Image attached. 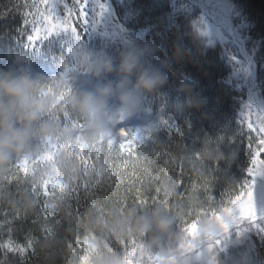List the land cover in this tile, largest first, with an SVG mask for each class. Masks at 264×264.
Segmentation results:
<instances>
[{"label":"trees","instance_id":"obj_1","mask_svg":"<svg viewBox=\"0 0 264 264\" xmlns=\"http://www.w3.org/2000/svg\"><path fill=\"white\" fill-rule=\"evenodd\" d=\"M22 3L0 0V70L21 74L32 61L47 58L86 90L118 80L115 72L96 77L85 63L78 67L71 51L82 39L73 33L25 46L31 25L24 23ZM110 3L121 35L98 41L92 48L97 54L90 56L109 57L115 66L129 49H148L142 66L158 70L165 82L143 95L130 116L142 126L130 149L86 141L76 165L64 178L57 176L60 182L48 177V187L44 168L32 165L41 139L33 138L0 166V264H127L132 245L150 249L160 239H173L242 191L253 153L247 144L256 140L242 124L250 89L234 73L236 66H251V87L264 102V0H230L248 27L245 39L233 40L238 56L211 41L194 1ZM38 84L45 94L51 90L46 82ZM53 122L55 139L81 129L84 121L58 103ZM251 237L246 254L224 264H264V233Z\"/></svg>","mask_w":264,"mask_h":264},{"label":"rangeland","instance_id":"obj_2","mask_svg":"<svg viewBox=\"0 0 264 264\" xmlns=\"http://www.w3.org/2000/svg\"><path fill=\"white\" fill-rule=\"evenodd\" d=\"M190 1L195 2L198 21L204 25L205 33L210 34L211 41H220L232 56H238L233 40L234 38L245 39L248 27L240 21L242 17L234 10L230 0ZM66 2L71 4L72 0H66ZM101 2L107 5V11L98 18L94 28H90L87 33L80 34L82 41L78 40L71 51V56L77 65L84 63L82 59L77 58V53H88L90 55L94 52L92 48L98 46V41L101 39H110L121 35L120 27L113 19L110 0H101ZM94 3L95 0H90V7L94 6ZM60 11H63L62 7ZM230 16L234 19V26L231 30H229V24L227 23ZM60 33L70 34L71 32L60 31L54 33L53 36ZM247 52L251 57L253 51L247 48ZM235 69H237V72L234 73L237 76L236 78L240 79L241 83H245L248 86L247 88L250 89L243 111L245 112L246 105H254L252 120L254 125H258V117L254 111L255 108L264 110V102L259 97L257 98L256 91H253L251 87L254 83L251 66L241 64L236 66ZM24 75L35 82L48 83L51 90L58 89L60 100L65 96L71 97L77 92L86 91L79 79L69 77L57 70L55 65L47 58L31 63L24 70ZM81 88L82 90H80ZM242 118L245 120L242 124L249 139L256 140L253 148H251L253 152L257 141L264 139V133L260 132L258 126L250 132L248 129L251 125L247 124L244 113H242ZM82 124L81 129L50 141H44L39 147L38 152L40 155L36 157L37 164L32 165L44 168L41 170V178L47 177L45 187L51 184L48 177L55 175V178L57 176L64 178L63 176L68 169L76 165L84 150L89 146H87L86 141L91 142L92 145L97 142L100 144L105 143L110 148L125 151L132 147V141L142 130L141 123L130 119V117L123 121L108 122L105 130L96 135L89 133L85 122H82ZM23 161L25 163L27 160L23 159ZM257 168H264V162H259ZM246 174L247 177H245L244 183L253 179L248 172ZM58 182H60V179H58ZM244 183L241 187L242 190ZM255 183V204H257V220L255 222L240 221L239 217L235 215L234 198L240 194L239 191L220 210L208 213L202 219L185 226L175 238L166 237L164 241L160 239L155 242V247L153 246L150 249H147L143 244L139 247L132 245L127 249L128 252H125V263L128 264L129 260L134 257H137L135 264H144V262L146 264H224L227 260L233 263L236 261V255L246 254L245 251L250 247L253 233L255 234L258 231L264 233V173L256 175Z\"/></svg>","mask_w":264,"mask_h":264},{"label":"clouds","instance_id":"obj_3","mask_svg":"<svg viewBox=\"0 0 264 264\" xmlns=\"http://www.w3.org/2000/svg\"><path fill=\"white\" fill-rule=\"evenodd\" d=\"M147 52L148 49H129L115 66L109 57L92 58L88 53H77L92 75L115 72L118 80H109L64 100H60L58 89L45 94L41 85L27 75L0 70V166L8 163L14 153L23 152L33 138L50 141L56 136L53 120L58 103L69 105L93 135L102 133L108 122L131 116L139 109L141 97L165 82L158 70L142 66Z\"/></svg>","mask_w":264,"mask_h":264},{"label":"snow or ice","instance_id":"obj_4","mask_svg":"<svg viewBox=\"0 0 264 264\" xmlns=\"http://www.w3.org/2000/svg\"><path fill=\"white\" fill-rule=\"evenodd\" d=\"M25 25H31V34L28 35V47H36L39 41L47 39L49 36L60 31H70L77 39H82L81 33H87L90 28H94L98 18L107 11V5L101 0H95L94 6L90 7V0H72L71 4L66 0H23L21 4ZM63 8L61 12L60 9ZM0 15H3L0 14ZM254 105H246L245 119L249 131L259 127L261 133H264V110L255 108L258 117V125L253 124L252 113ZM248 148H253L249 143ZM259 162H264V139L257 141L253 150L252 161L248 169V174L253 177L246 181L243 190L234 198V213L240 221L257 220V209L255 207L257 174L264 173V168H257ZM183 183V181H181ZM21 251L23 246L21 245Z\"/></svg>","mask_w":264,"mask_h":264}]
</instances>
